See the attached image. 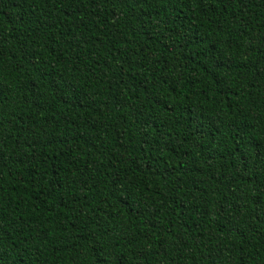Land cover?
<instances>
[{"label":"trees","instance_id":"16d2710c","mask_svg":"<svg viewBox=\"0 0 264 264\" xmlns=\"http://www.w3.org/2000/svg\"><path fill=\"white\" fill-rule=\"evenodd\" d=\"M0 264H264V0H0Z\"/></svg>","mask_w":264,"mask_h":264}]
</instances>
